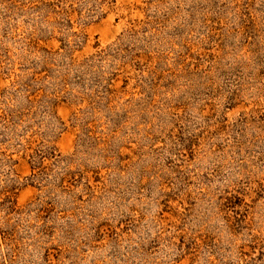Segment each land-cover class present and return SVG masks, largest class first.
<instances>
[{"label":"rangeland","instance_id":"1","mask_svg":"<svg viewBox=\"0 0 264 264\" xmlns=\"http://www.w3.org/2000/svg\"><path fill=\"white\" fill-rule=\"evenodd\" d=\"M0 264H264V0H0Z\"/></svg>","mask_w":264,"mask_h":264}]
</instances>
